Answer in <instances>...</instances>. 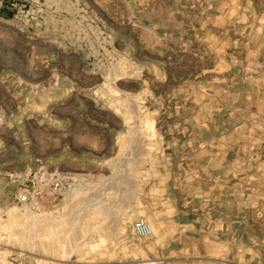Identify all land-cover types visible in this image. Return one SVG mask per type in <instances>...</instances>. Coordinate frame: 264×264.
Instances as JSON below:
<instances>
[{"label":"crops","instance_id":"1","mask_svg":"<svg viewBox=\"0 0 264 264\" xmlns=\"http://www.w3.org/2000/svg\"><path fill=\"white\" fill-rule=\"evenodd\" d=\"M48 2L0 0V189L35 160L80 166L92 163L86 151L112 148L113 117L119 116L96 98V76L80 77L85 62L50 59L47 30L32 26L33 6ZM53 3L67 6L66 20L73 22L95 21L103 5V34L115 39L119 52L150 54L136 67H156L166 55L169 69L184 70L185 96L200 103L189 115L214 118V125L199 127L214 136L201 139L194 153L190 142L183 186L177 190L174 178L170 214L162 222L184 230L187 262H196V247L205 252L213 244L223 249L217 260L223 264H264V0ZM37 35L44 37L39 43ZM70 45L78 51L76 42Z\"/></svg>","mask_w":264,"mask_h":264},{"label":"rangeland","instance_id":"2","mask_svg":"<svg viewBox=\"0 0 264 264\" xmlns=\"http://www.w3.org/2000/svg\"><path fill=\"white\" fill-rule=\"evenodd\" d=\"M70 12L53 0L42 7L34 5L32 26L47 30L46 38L54 44L48 51L50 59L85 62L80 77L96 76V98L108 101L106 106L119 116L113 117L112 148L86 151L90 164L42 162L69 178L63 197L40 207H49L44 217L37 216L40 209L16 202L7 177L0 189V264H193L184 260L190 255L185 252L184 230L168 229L162 221L170 214L168 194L174 178L177 190L183 186V159L190 155V142L194 153L201 139L214 136L199 129L214 125V118L189 115L200 103L187 100L184 70L169 69L166 55L160 56L156 67L148 63L139 68L137 59L146 61L150 54L119 52L115 39L103 34L108 23L103 5H97L95 21L66 20ZM42 38L37 35L33 41ZM74 42L77 52L71 51ZM39 55L33 47L32 59L38 61ZM173 75L175 80L169 82ZM82 104V109L89 108L87 102ZM75 191L81 195L73 197ZM139 220L150 225V236L134 233ZM204 249L196 247L194 264H223L217 261L223 249L213 244Z\"/></svg>","mask_w":264,"mask_h":264},{"label":"built area","instance_id":"3","mask_svg":"<svg viewBox=\"0 0 264 264\" xmlns=\"http://www.w3.org/2000/svg\"><path fill=\"white\" fill-rule=\"evenodd\" d=\"M8 179L14 189L16 202L34 211H38L44 203L59 200L69 189V178L50 171L40 160H35L33 166L23 172L10 174ZM134 233L139 237H148L152 229L147 222L139 220L134 225Z\"/></svg>","mask_w":264,"mask_h":264},{"label":"bare ground","instance_id":"4","mask_svg":"<svg viewBox=\"0 0 264 264\" xmlns=\"http://www.w3.org/2000/svg\"><path fill=\"white\" fill-rule=\"evenodd\" d=\"M83 201H84V200H83ZM88 201H89V200H87V202H88ZM87 202H85V203L87 204ZM81 203H83V202H81ZM81 203H80V204H81ZM84 208H85V207H84ZM81 210H82V209H81Z\"/></svg>","mask_w":264,"mask_h":264}]
</instances>
